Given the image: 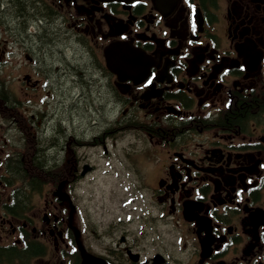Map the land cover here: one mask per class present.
<instances>
[{
    "label": "flooded vegetation",
    "instance_id": "af4514ba",
    "mask_svg": "<svg viewBox=\"0 0 264 264\" xmlns=\"http://www.w3.org/2000/svg\"><path fill=\"white\" fill-rule=\"evenodd\" d=\"M7 55L36 259L264 264V0H0Z\"/></svg>",
    "mask_w": 264,
    "mask_h": 264
},
{
    "label": "rangeland",
    "instance_id": "374dc122",
    "mask_svg": "<svg viewBox=\"0 0 264 264\" xmlns=\"http://www.w3.org/2000/svg\"><path fill=\"white\" fill-rule=\"evenodd\" d=\"M19 50V49H18ZM16 52H19V51ZM13 52L15 48L13 47ZM19 57L25 60L24 55H19ZM8 60H3L0 68V92L4 98H11L16 96L19 101H22L26 105L27 99H35L37 102L43 96V87L39 86L35 89L30 88L25 79L23 78L26 73L29 72L27 66H17L14 67L12 64L15 62V58L8 56ZM35 93V95H34ZM11 95V96H10ZM1 114H6L3 111H0ZM0 114V242H18L19 234L12 233L10 220L15 224L18 221L12 219V217L7 216L3 212V203L8 201L12 196V190L19 188L21 181L18 179V174L21 169L20 166H15V162L12 160L11 152L13 149V143L19 145V140L22 136H25V132L21 129H18L10 124V116H4ZM3 147V149L1 148ZM22 152V158H24V153L26 149L19 150ZM11 161L6 166L8 160ZM23 166V165H22ZM27 176H30L31 169L26 166H23ZM38 171H41V168H37ZM42 173V172H41ZM21 174V171H20ZM97 189L95 182L87 180L82 182L81 191L91 192ZM37 194V193H36ZM87 194V193H86ZM87 197V196H86ZM37 198V195L36 197ZM88 199V198H87ZM41 201L42 199L37 198ZM25 201L31 204L34 201L33 197L26 198ZM28 223V221H25ZM21 223V221H19ZM43 238V237H42ZM45 239V238H44ZM34 264H43L38 259L34 260Z\"/></svg>",
    "mask_w": 264,
    "mask_h": 264
},
{
    "label": "trees",
    "instance_id": "16d2710c",
    "mask_svg": "<svg viewBox=\"0 0 264 264\" xmlns=\"http://www.w3.org/2000/svg\"><path fill=\"white\" fill-rule=\"evenodd\" d=\"M21 205L17 206V208ZM6 212L11 215H20V212H18L17 210H13L10 205H7ZM43 251L44 247L38 242H35L34 244L29 243L25 247H18L16 245H0V264H9L10 262H13L15 260L17 261L14 263L26 264L31 256L40 254Z\"/></svg>",
    "mask_w": 264,
    "mask_h": 264
},
{
    "label": "water",
    "instance_id": "95a60500",
    "mask_svg": "<svg viewBox=\"0 0 264 264\" xmlns=\"http://www.w3.org/2000/svg\"><path fill=\"white\" fill-rule=\"evenodd\" d=\"M124 1H132V0H124ZM138 53V52H137ZM138 55H140L141 56V54L140 53H138ZM119 61H126L125 60V58L124 57H122V56H119ZM88 256V255H87Z\"/></svg>",
    "mask_w": 264,
    "mask_h": 264
},
{
    "label": "bare ground",
    "instance_id": "6f19581e",
    "mask_svg": "<svg viewBox=\"0 0 264 264\" xmlns=\"http://www.w3.org/2000/svg\"><path fill=\"white\" fill-rule=\"evenodd\" d=\"M50 56V55H49Z\"/></svg>",
    "mask_w": 264,
    "mask_h": 264
}]
</instances>
